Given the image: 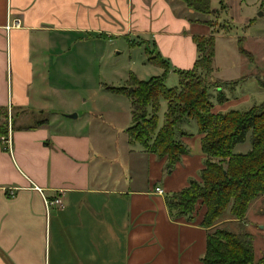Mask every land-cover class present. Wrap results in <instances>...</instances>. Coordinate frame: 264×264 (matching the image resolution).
Returning <instances> with one entry per match:
<instances>
[{
  "label": "crops",
  "instance_id": "crops-1",
  "mask_svg": "<svg viewBox=\"0 0 264 264\" xmlns=\"http://www.w3.org/2000/svg\"><path fill=\"white\" fill-rule=\"evenodd\" d=\"M218 1V9L206 16L228 24L211 35L213 115L264 101L257 84L261 76L238 53V40L244 47L252 37L264 40L263 33L249 34L254 19L243 18V36L231 34L232 23L223 15L230 2L238 8L239 0H223V9ZM177 5L175 0H0V124L10 110V149L0 146V264H202L204 209L197 206L186 218L166 207L168 197L199 182L204 168L203 135L195 123L179 125L183 135L177 141L187 153L167 168L166 156L129 140L130 101L107 91L121 86L99 89L90 101L77 98L86 92L88 42H125L129 52L144 43L165 63L166 76L192 69L198 58L193 38L210 36V27L202 24L209 20L187 18ZM257 10L262 17L263 4ZM16 20L18 26L10 27ZM219 44L228 51L220 57ZM131 66L125 76L142 81ZM143 68L149 79L163 73L149 63ZM218 93L224 98L220 104L214 101ZM102 94L123 102L116 103L117 114L106 108V97L100 101ZM84 104L86 112L78 114ZM165 110L159 100L155 132ZM248 143L249 137L241 152H234L235 145L232 153L245 154Z\"/></svg>",
  "mask_w": 264,
  "mask_h": 264
},
{
  "label": "trees",
  "instance_id": "trees-1",
  "mask_svg": "<svg viewBox=\"0 0 264 264\" xmlns=\"http://www.w3.org/2000/svg\"><path fill=\"white\" fill-rule=\"evenodd\" d=\"M210 0H184L187 9L196 15L210 13ZM223 9V0L218 1ZM198 54L192 69L175 71L178 85L165 88L163 79L167 66L153 51H144L149 64L163 70L160 77L138 81L128 76L126 86L108 88L110 93L129 99L132 125L126 130L130 141L149 149L159 158L166 156L167 168H171L181 155L187 153L177 141L182 132V122L193 121L202 134L200 147L205 156L199 182L188 186L166 199V207L178 217L189 218L197 206L204 209L200 226L207 230L202 264H264V257L253 261L252 248L245 234H235L226 229H214V225L227 214L231 220L243 221L250 205L264 195V101L245 111H229L211 114L208 89L213 84L201 77L209 76L214 55L213 37H194ZM239 43V41H238ZM129 46H132L129 44ZM238 52L245 51L238 46ZM258 87L264 90V79L257 78ZM165 102L164 123L155 132L158 102ZM224 98L216 94L214 101ZM149 108V113L147 109ZM6 116V111L3 118ZM6 134L5 123L0 124V136ZM249 134L250 149L245 154H234L232 149L242 144ZM150 143V145H149Z\"/></svg>",
  "mask_w": 264,
  "mask_h": 264
},
{
  "label": "rangeland",
  "instance_id": "rangeland-1",
  "mask_svg": "<svg viewBox=\"0 0 264 264\" xmlns=\"http://www.w3.org/2000/svg\"><path fill=\"white\" fill-rule=\"evenodd\" d=\"M175 2H177L178 4L176 10L181 13L183 12V16H187V18L190 17V19L196 17L195 19L198 20H201L203 17L205 19H208V22L205 21L202 22V24L210 27V36L220 31L224 32L227 29V26L224 27V25L228 24L219 22L216 19L213 22L212 19L206 17L207 15H196L194 12L187 9L184 5V0H175ZM210 2V8L218 9L216 0H210ZM260 4H263L264 6V0H239L238 8H235L234 5L231 4V2L229 3V11H227L226 14L223 15V18L232 23L231 34H234L239 38L242 37V19L249 18L254 19V25L249 30V34L261 32V34L263 33L264 37V15L262 17H258V14L263 12L257 10ZM238 41L239 47H241L242 49L244 48L252 54L250 55L243 49L245 51V55L243 57H245L249 62L253 63V65H255L256 67L254 75L261 76V78L264 79V40L262 38L252 37L246 41L244 47L243 42L241 40ZM147 50L151 51L150 48H147ZM216 50L219 57L228 52L224 47L221 48L220 44L217 45ZM86 51L88 56H91L92 58L90 59L88 57L87 60L88 70L84 81L86 85V92L84 94H78L77 96L78 101L80 102L84 100L90 101V96L92 95V93L96 92L99 89H104L106 86H126L125 84L127 83L129 75L125 76V74L131 62L133 66H131L130 69L134 74L139 75L142 81L148 80L151 76L149 75L151 73H146V70H144L146 68H143L144 65L145 67H147L148 61L146 52L141 45L139 46V48L134 49L133 52H129L127 44L125 42L109 43L107 41H101L97 44L88 42ZM211 74L212 72L210 73V75ZM209 76L206 77L201 74V77H203L207 82H210ZM163 85L168 89L176 87L178 85L177 76L175 74L167 75L165 80L163 81ZM102 95L103 96L101 100L99 98H96L95 101H104L105 97L107 98V96H105L104 94ZM87 96L88 100L86 98ZM107 99L108 102H104V104L106 108H109L112 111L117 106L116 103H121V105H124L123 102H113L110 97H108ZM87 107V104H84L83 107H80V109L78 110V114L86 112ZM113 112L114 114H117L118 110H115ZM72 114L74 115L76 113ZM160 115L161 113L159 111L158 116ZM247 137H249V134L247 135ZM243 145L244 143L236 145L237 148L234 150V152H241L238 151V148H241ZM249 148L250 146L248 143V150ZM254 202L253 206L248 212L247 217L243 221L239 222L232 220V222H227L231 221V219H229L230 217L225 214L221 218V220L214 225V229H226L235 234L241 233L247 235L252 248L253 261L257 262L264 257V195Z\"/></svg>",
  "mask_w": 264,
  "mask_h": 264
},
{
  "label": "built area",
  "instance_id": "built-area-1",
  "mask_svg": "<svg viewBox=\"0 0 264 264\" xmlns=\"http://www.w3.org/2000/svg\"><path fill=\"white\" fill-rule=\"evenodd\" d=\"M18 26V21H13V24L10 26V27H17ZM9 27L7 26L6 29H8ZM4 123L6 125V134L3 135V136H0V146L6 150V151H9L10 149V110L7 109L6 110V116L4 118ZM154 193L158 194V195H161V190L159 188H155L154 189ZM55 204H59V201H54ZM48 204H51V203H47L44 202V205H48Z\"/></svg>",
  "mask_w": 264,
  "mask_h": 264
},
{
  "label": "water",
  "instance_id": "water-1",
  "mask_svg": "<svg viewBox=\"0 0 264 264\" xmlns=\"http://www.w3.org/2000/svg\"><path fill=\"white\" fill-rule=\"evenodd\" d=\"M258 16H261V13H259ZM70 118H75V115H71Z\"/></svg>",
  "mask_w": 264,
  "mask_h": 264
}]
</instances>
